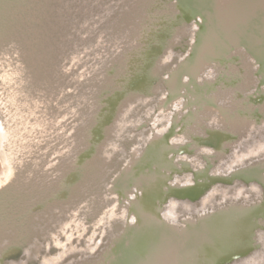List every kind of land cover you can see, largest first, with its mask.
Listing matches in <instances>:
<instances>
[{"label":"rangeland","instance_id":"1","mask_svg":"<svg viewBox=\"0 0 264 264\" xmlns=\"http://www.w3.org/2000/svg\"><path fill=\"white\" fill-rule=\"evenodd\" d=\"M176 5V0H0L5 264H102L104 252L122 234L123 207L116 212L112 184L137 150L168 130L172 112L187 98L182 89L167 110L160 108L170 95L173 71L192 52L199 21L179 15ZM258 67L248 49L234 47L225 61L207 64L198 80L212 81L215 90L208 94L230 111H248L241 102L258 98L260 86L264 95ZM190 79L184 75L182 84ZM250 106L260 108L255 123L204 115L184 136L174 134L171 142L179 148L169 156L179 168L167 182L196 180L197 169L206 166L210 176H231L236 169L264 165V102ZM218 125L227 133L224 140L206 141ZM186 139L191 145L181 149ZM253 183L221 180L196 199L169 196L161 214L182 225L188 216L198 219L232 200L251 202L260 195ZM235 258L221 264H264V247Z\"/></svg>","mask_w":264,"mask_h":264},{"label":"bare ground","instance_id":"2","mask_svg":"<svg viewBox=\"0 0 264 264\" xmlns=\"http://www.w3.org/2000/svg\"><path fill=\"white\" fill-rule=\"evenodd\" d=\"M176 4L179 15L189 20L197 18L199 21L192 52L180 67H176L177 70L174 69L169 80L170 95L160 108L167 110L170 104L179 99L182 89L186 90L187 98L179 112H172L168 130H160L159 133L156 131L158 134L153 136L147 147L137 150L138 155L115 178L111 191L118 194L119 207L116 212L123 207L125 229L113 240L109 250L104 252L100 262L102 264H221L234 260L235 257L239 258L254 248L264 247V165L239 168L231 176H210L206 166L197 169L196 180L190 178L187 183L167 182L170 175L179 168L173 160L174 156H169L178 147L176 140L175 143L171 142L172 136L176 133L184 136L187 134L184 131H188L190 126H198L201 121L199 116H211L213 120L221 122L248 119L252 123L256 122L260 108H251L250 105L264 102L261 86L256 91L258 98L241 102L244 107H249V112L244 109L232 112L229 105L220 104L215 96L208 94L215 90L213 82H199L198 78L211 61H225L234 47H245L259 64L257 70L262 76L259 80L264 83V0H176ZM184 75L191 78L187 84H182ZM256 92L253 94H257ZM176 108L179 109L178 105ZM219 126L210 129L206 141L212 139L219 144L224 140L227 133ZM186 140L180 142L181 149L191 145ZM182 164L189 168L191 163L183 159ZM239 178L254 182V189L257 194L260 193L258 199L251 202L232 200L230 205H220L211 212L199 214L198 219L188 216L182 225L176 223L178 221L171 223L163 210L161 214L169 196L196 199L212 182H230ZM215 192L217 195L220 191L216 189ZM223 193L226 194L225 191ZM186 200H183V204L190 209L189 200ZM174 204L177 205L178 201L174 200ZM165 214L174 216L171 211ZM2 251L0 264H5ZM53 261L50 264L59 263V260ZM6 264L24 262L12 261Z\"/></svg>","mask_w":264,"mask_h":264}]
</instances>
